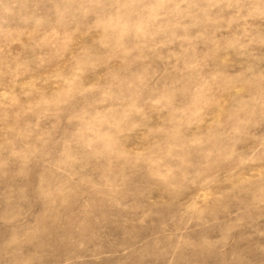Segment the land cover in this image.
Here are the masks:
<instances>
[{
  "label": "rangeland",
  "instance_id": "rangeland-1",
  "mask_svg": "<svg viewBox=\"0 0 264 264\" xmlns=\"http://www.w3.org/2000/svg\"><path fill=\"white\" fill-rule=\"evenodd\" d=\"M0 264H264V0H0Z\"/></svg>",
  "mask_w": 264,
  "mask_h": 264
}]
</instances>
